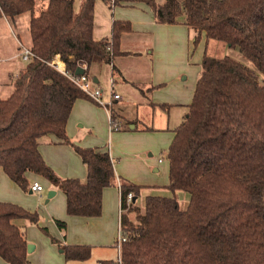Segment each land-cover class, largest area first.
<instances>
[{
	"label": "trees",
	"instance_id": "1",
	"mask_svg": "<svg viewBox=\"0 0 264 264\" xmlns=\"http://www.w3.org/2000/svg\"><path fill=\"white\" fill-rule=\"evenodd\" d=\"M37 2L0 0V17L16 21L30 12L33 52L14 74L11 94L0 96V169L23 189L28 173L47 178L66 194L68 214L84 217L101 215L104 188L120 183L122 264H264V0H106L112 7L143 2L158 23L183 20L196 33L195 44L205 35L237 48L241 57L204 56L188 114L167 150L165 188L172 195L149 194L144 213L133 200L127 203L128 193L137 197L142 186L118 181L109 151L77 145L66 130L76 100L90 98L71 76L86 67L92 77L96 63L112 65L115 74L130 22L114 21L111 35L96 40V0H83L79 11L74 0H48L38 14ZM57 56L66 72L54 63ZM50 134L80 154L84 180L61 178L46 163L39 144ZM180 190L190 194L185 209ZM39 219L38 212L0 202V256L8 264H33L16 221ZM57 224L66 230L65 222ZM53 242L67 261L91 257L88 245Z\"/></svg>",
	"mask_w": 264,
	"mask_h": 264
},
{
	"label": "crops",
	"instance_id": "2",
	"mask_svg": "<svg viewBox=\"0 0 264 264\" xmlns=\"http://www.w3.org/2000/svg\"><path fill=\"white\" fill-rule=\"evenodd\" d=\"M111 9L114 13L109 36L114 21L131 24V31L121 37L120 50L125 53L114 61L121 75L112 74L111 65L106 64L111 70L115 91L121 93L120 98L114 99L111 104L118 129H113L110 123L108 107L90 98H80L74 103L66 130L70 140L77 145L109 151L118 181L126 180L142 186L139 196L133 199L141 211L145 203L141 207L139 197H147L169 184L170 161L165 159L163 151L166 153L175 138V129L188 114L210 39L203 35L200 42L195 44L196 33L183 20L176 24L158 23L153 10L143 2L123 3L111 6ZM106 36L108 34L97 36L94 31L96 40ZM213 45L216 49L222 47L219 43ZM232 57L241 59L240 52ZM131 60L142 70L146 68V73L132 74L128 68ZM56 61L63 70L64 63L59 57ZM147 62L148 66L145 67ZM90 75L99 85L96 73ZM124 92L130 95L131 100H123ZM109 99L104 96L106 102ZM39 150L46 163L61 178H86V166L71 144L50 134L40 140ZM28 177L29 188L23 189L0 169V202H11L38 211L40 219L37 224L29 220L18 222L25 229L29 244L33 245L28 255L33 264L76 262L67 261L42 229L66 244L90 246L91 255L97 254L99 257L98 264L114 260L109 254L121 229L119 183L104 188L101 215L84 217L68 214L66 194L47 178L34 173H28ZM33 180L44 186L42 195L38 197L30 189ZM49 191H55L51 198H48ZM57 221L65 222L66 230H62ZM0 264L8 263L0 256Z\"/></svg>",
	"mask_w": 264,
	"mask_h": 264
},
{
	"label": "rangeland",
	"instance_id": "3",
	"mask_svg": "<svg viewBox=\"0 0 264 264\" xmlns=\"http://www.w3.org/2000/svg\"><path fill=\"white\" fill-rule=\"evenodd\" d=\"M48 0H38L37 6H36V13L38 14L39 11L44 8L47 4ZM83 0H74V6L75 10L79 11L81 4ZM96 13H95V22H96V28H95V35L97 36H103L110 34L111 32V20L113 17L114 11L111 9V4L106 2V0H96ZM29 23H30V12H25L17 17L16 21L9 20L6 17H0V92L3 94L2 96L7 97L12 92V85L11 82L13 80V76L16 73V70L21 65H24L25 62L22 61L21 53L24 50V47H28L30 45V34H29ZM213 43H219L222 45V47H225L222 49H216L214 48ZM239 54V51L237 48H231L228 47L227 44H225L222 41L216 40V39H210V45L208 48V55L214 56V57H223L226 55L229 56H236ZM121 59V58H120ZM140 60V59H139ZM148 66V62L146 63V66ZM141 66L134 63V60H131L128 63V68L132 74H139L144 75L146 73V68L141 69ZM145 70V71H144ZM96 73V77L99 79V86L104 90L105 98H110L111 94V70L108 65L105 63H96L93 64V66L90 69V74ZM115 75H121L119 71L117 70L115 72ZM93 79V78H92ZM94 80V79H93ZM118 94L121 95L120 91ZM123 100H131L130 95L127 92L122 93ZM110 100V99H109ZM163 156L165 159H168L167 157V151L166 153L163 151ZM169 160V159H168ZM35 180L31 181V184ZM152 194V193H151ZM153 194L158 195H165V196H171L172 192L169 189H158ZM177 197L179 199L181 208H186L188 206L189 200H190V194L185 191H177L176 192ZM35 195L38 197L37 193ZM145 196H141L138 199V204L142 207V205L145 203ZM21 206V205H20ZM24 207V206H22ZM25 208V207H24ZM27 210L31 212H38L37 210H30L26 208ZM127 211V210H126ZM145 212V205L143 206L141 213ZM135 213H130L129 218L131 220L135 219ZM20 220L16 221L19 222ZM45 235L50 237V239L53 241V236L50 234L49 231L42 229ZM118 237V234L116 238ZM57 245V244H56ZM58 246V245H57ZM59 248V247H58ZM109 256L114 259L115 261L119 257V252L117 247H113V249L110 250ZM99 257L97 254H92L91 257L85 261L84 263L79 262H72L70 264H98Z\"/></svg>",
	"mask_w": 264,
	"mask_h": 264
},
{
	"label": "built area",
	"instance_id": "4",
	"mask_svg": "<svg viewBox=\"0 0 264 264\" xmlns=\"http://www.w3.org/2000/svg\"><path fill=\"white\" fill-rule=\"evenodd\" d=\"M33 56V52L28 48V47H24V50L21 53V58L23 61L28 62ZM59 56L56 57L54 63L57 64L58 68H59V64L56 61L58 59ZM65 65V64H64ZM111 67H113L111 65ZM86 70V67H83ZM60 69V68H59ZM61 70V69H60ZM63 72H66V67H64L63 70H61ZM73 81L76 83V85H78L92 100H94L95 102L99 103L100 105L106 106L109 108L110 110V123L113 126H116V123L114 121L113 115H112V103L114 101V99H119L120 95L115 91L114 89V79H111V86H112V90H111V96H110V100L109 102L104 100V90L95 83V81L92 79V77L86 75V73H84L83 75H72L71 76ZM120 185V183H119ZM30 189L32 192L37 193L38 195H42V192L44 191V186L42 183H40L39 181H34L31 186ZM134 199V193L133 192H129L127 195V203L128 205L132 202V200ZM123 211V210H122ZM126 241V236L124 235L122 229H120L118 237L116 239L115 242V246L118 249L119 252V257L118 259L115 261V264H122V244Z\"/></svg>",
	"mask_w": 264,
	"mask_h": 264
},
{
	"label": "water",
	"instance_id": "5",
	"mask_svg": "<svg viewBox=\"0 0 264 264\" xmlns=\"http://www.w3.org/2000/svg\"><path fill=\"white\" fill-rule=\"evenodd\" d=\"M85 73V69L83 67H78L77 70H76V74L77 75H83ZM96 81V80H95ZM132 128H134V125L132 126ZM55 194V191H49L48 193V198H51L53 197ZM33 249V245L32 244H29V247H28V250L29 252H31Z\"/></svg>",
	"mask_w": 264,
	"mask_h": 264
}]
</instances>
